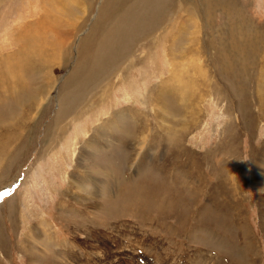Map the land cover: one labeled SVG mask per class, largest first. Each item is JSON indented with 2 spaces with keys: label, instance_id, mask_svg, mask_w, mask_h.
Returning <instances> with one entry per match:
<instances>
[{
  "label": "rangeland",
  "instance_id": "1",
  "mask_svg": "<svg viewBox=\"0 0 264 264\" xmlns=\"http://www.w3.org/2000/svg\"><path fill=\"white\" fill-rule=\"evenodd\" d=\"M0 244L264 264V0H0Z\"/></svg>",
  "mask_w": 264,
  "mask_h": 264
},
{
  "label": "bare ground",
  "instance_id": "2",
  "mask_svg": "<svg viewBox=\"0 0 264 264\" xmlns=\"http://www.w3.org/2000/svg\"><path fill=\"white\" fill-rule=\"evenodd\" d=\"M154 23V22H153ZM154 24H152V26H153ZM131 38H128V42H130L129 40H130ZM123 41H126L125 40V37H124V35H120L119 36V39L118 40H116V41H114V42H111V45H110V47L107 49V50H104L100 55H98L97 54V59L98 58H101V59H103V60H106V61H111V63L114 61V60H116L117 59V57H119V44L121 43V45H122V42ZM122 55V54H121ZM90 66H89V71H88V76L89 77H92V76H95L96 77V74L98 73H100V72H103L105 69H107L108 67H102V66H99V64H98V61L97 60H94L93 62H91L90 64H89ZM88 68V67H87ZM109 69V68H108ZM77 138H78V140L77 141H79V139H80V136L78 135L77 136ZM75 143V142H74ZM75 146H77V145H75ZM74 151H75V149H74ZM71 153V152H70ZM73 154H74V152H73ZM145 183V182H144ZM133 184V183H132ZM140 184V183H139ZM148 186H150V185H143V186H141V185H138L137 186V188L139 189V188H141V187H143V189H147L148 188ZM149 190V189H148ZM150 192V191H149ZM147 193L148 192H145V193H143V195H147ZM179 203V202H178ZM174 204V203H173ZM176 205V204H175ZM184 205V204H183ZM143 206V205H142ZM177 206V205H176ZM179 206V205H178ZM172 208V206H170L169 208H168V210L169 209H171ZM176 208V207H175ZM178 208V207H177ZM177 208L174 210L175 212H176V210H177ZM180 208H182L181 206H180ZM180 211H182V210H180ZM184 211V210H183ZM174 212V213H175ZM168 213V212H167ZM173 213V212H172ZM182 214V213H181ZM164 215V217H165V214H163ZM167 215V214H166ZM183 215V214H182ZM178 217V216H177ZM182 217V216H181ZM135 218H137V217H135ZM139 218V217H138ZM148 218H150V219H152L151 217H148ZM141 219V218H140ZM139 221H141V220H139ZM144 220H143V217H142V222H143ZM145 223V222H144ZM152 224V223H151ZM43 226H47L48 224H46V222H44L43 224H42ZM144 225V224H143ZM47 227H49V225L47 226ZM44 229H46V227H44ZM47 231V230H46ZM3 240V239H2ZM42 242V241H41ZM3 243V242H2ZM45 245H46V243L43 245L44 246V248H45V251H47L46 250V247H45ZM0 246H1V244H0ZM70 246H72V243L70 244ZM122 249V248H121ZM48 255V254H47ZM50 255V254H49ZM53 255V257L55 256L54 254H52ZM126 255V254H125ZM129 257V256H128ZM115 259L117 260L118 259V257H115ZM204 259V258H203ZM205 260V263L206 264H209V263H207V261H206V259H204ZM203 263V262H202Z\"/></svg>",
  "mask_w": 264,
  "mask_h": 264
},
{
  "label": "snow or ice",
  "instance_id": "3",
  "mask_svg": "<svg viewBox=\"0 0 264 264\" xmlns=\"http://www.w3.org/2000/svg\"><path fill=\"white\" fill-rule=\"evenodd\" d=\"M4 195H8V193H4Z\"/></svg>",
  "mask_w": 264,
  "mask_h": 264
}]
</instances>
